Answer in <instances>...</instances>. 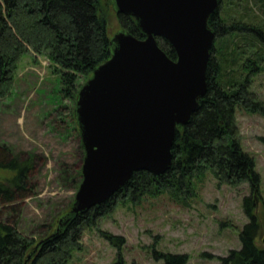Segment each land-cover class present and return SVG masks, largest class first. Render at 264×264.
<instances>
[{"label": "trees", "instance_id": "1", "mask_svg": "<svg viewBox=\"0 0 264 264\" xmlns=\"http://www.w3.org/2000/svg\"><path fill=\"white\" fill-rule=\"evenodd\" d=\"M108 5L112 6L113 1L0 0V98L11 91L22 56L30 51L46 54L60 76L59 92L63 101L60 106L68 107L65 100L71 104L69 108L58 109L59 117H68L79 132L75 115L78 90L96 66L112 54L111 35L103 16ZM118 15L125 30L144 36L130 15ZM240 16L243 20L246 18L244 14ZM223 20L218 11L210 17L209 24L216 30V42L206 74L208 89L190 121L177 127L173 163L166 173L157 176L149 170H136L111 198L86 211L70 212L71 202L55 223L36 238L18 228L23 200L37 191L31 177L33 159L21 161L8 144L0 143V168L14 170L7 182L0 180V208L3 207L0 211V264H69L73 252L83 248L84 232L97 225L104 214L113 212L118 203L128 198L137 202L153 187L157 192L161 189L183 191L191 187L194 173L200 175L207 167L217 180L234 186L248 182L251 191L243 198L249 220L240 231L241 247L232 248L221 256L222 264H264V244L258 241L264 219L262 178L255 167L254 156L241 144L236 121L238 106L264 113V101L250 88L252 76L264 66L255 60L258 57L252 56L254 44L247 52L243 51L238 49L237 38L238 35H260L261 31L240 19L231 24ZM158 43L172 58H177L173 45L166 39L158 37ZM81 179L79 170L73 179L74 185L78 187ZM102 234L114 246L125 244L122 235L105 231ZM154 253L157 258L164 257L166 264H186L188 260L187 254L156 250ZM123 262L120 255L116 264Z\"/></svg>", "mask_w": 264, "mask_h": 264}, {"label": "rangeland", "instance_id": "2", "mask_svg": "<svg viewBox=\"0 0 264 264\" xmlns=\"http://www.w3.org/2000/svg\"><path fill=\"white\" fill-rule=\"evenodd\" d=\"M219 6L218 16L224 23L241 20L261 31V36L237 38L238 49L243 51L254 44L252 56L264 66V0H219ZM103 13L111 36L123 29L112 6L108 5ZM241 14L246 16L244 20ZM53 63L46 54L26 53L15 71L11 91L0 98V143L8 144L21 161L33 159L31 177L37 191L23 200L18 228L36 238L75 200L78 187L73 179L82 169L85 156L80 132L68 117H59L58 109L71 104L65 100L68 107L60 106L61 82ZM225 79L229 80V76ZM250 86L264 101V69L252 76ZM236 110L241 144L255 158L264 199V113L241 106ZM206 169L200 175L194 173L191 187L183 191L157 192L153 187L137 202L128 198L118 203L113 212L104 214L97 225L84 232L83 248L73 252L69 264H116L120 255L122 264H166L164 257H156L155 250L187 254L186 264H222L221 256L241 247L240 231L249 220L243 198L251 191L248 182L237 186L223 183L210 167ZM13 173L14 170L0 168V180L7 182ZM260 209L259 206L258 212ZM262 226L258 236L261 245L264 219ZM103 231L124 236L125 244L114 246Z\"/></svg>", "mask_w": 264, "mask_h": 264}, {"label": "water", "instance_id": "3", "mask_svg": "<svg viewBox=\"0 0 264 264\" xmlns=\"http://www.w3.org/2000/svg\"><path fill=\"white\" fill-rule=\"evenodd\" d=\"M112 1L144 36L119 29L110 58L78 90L75 115L85 156L72 213L111 198L136 170L166 173L177 127L190 121L208 89L216 38L209 20L219 0ZM158 37L173 45L176 59Z\"/></svg>", "mask_w": 264, "mask_h": 264}]
</instances>
